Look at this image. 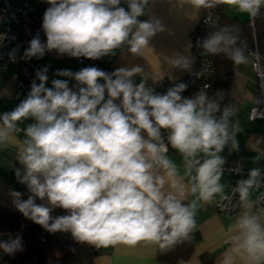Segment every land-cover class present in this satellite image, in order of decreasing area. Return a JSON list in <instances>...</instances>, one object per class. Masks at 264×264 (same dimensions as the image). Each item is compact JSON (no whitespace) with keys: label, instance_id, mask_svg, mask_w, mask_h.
<instances>
[{"label":"clouds","instance_id":"obj_1","mask_svg":"<svg viewBox=\"0 0 264 264\" xmlns=\"http://www.w3.org/2000/svg\"><path fill=\"white\" fill-rule=\"evenodd\" d=\"M226 2L253 16L264 5V0ZM47 3L50 7L42 24L46 43L39 36L33 38L26 58L56 50L70 57L100 59L125 44L131 53L138 54L150 37L163 30L158 20H138L148 0H126L127 9L120 6L121 0ZM195 3L207 5V0ZM234 44L235 37L217 32L203 41V48L215 54L229 51ZM230 58L237 65L247 60L239 48L231 49ZM172 63L179 66L182 58ZM139 72V67L119 68L111 74L96 67L58 70V76L77 82L78 91H72L68 80L54 79L53 87H46L45 67L37 72L40 83L33 82L27 98L0 117L4 125L0 141L7 137L5 129L16 127L15 122L28 117L36 121L26 129V147L20 156L26 168L20 182L26 183L33 195L19 201L21 194L11 192L26 217L50 232L70 231L77 241L98 248L150 242L167 249L188 237L195 226V205H184L180 198L163 191L167 182L182 197L184 186L165 155L169 149L160 142V130L169 131L168 142L183 155L189 171L195 167L191 191H198L199 198L208 201L221 191L224 161L217 154L230 139V110L225 109L217 119L213 113L218 106L206 104L203 93L182 97L183 83L156 94L143 82L134 84L131 78ZM199 153L206 156L202 163L196 159ZM154 166L164 169L165 174L155 175ZM258 174L253 170L247 181L240 182L241 199L247 197ZM35 198L43 203L37 204ZM55 208L68 214L53 218ZM237 227L236 250L243 249L249 261L264 260V227L257 218L245 214ZM18 248L19 238L0 241V249L6 253Z\"/></svg>","mask_w":264,"mask_h":264},{"label":"crops","instance_id":"obj_2","mask_svg":"<svg viewBox=\"0 0 264 264\" xmlns=\"http://www.w3.org/2000/svg\"><path fill=\"white\" fill-rule=\"evenodd\" d=\"M15 5L27 3L36 11L41 7L44 0H10ZM122 7L127 9L126 0H121ZM260 8L264 9V5ZM202 12V7L195 3V0H148L144 8V14L138 17L139 21L158 20L162 31L156 32L149 38L148 44L138 54L130 52V46L125 44L112 53L101 57L99 62L112 68L131 69L139 67L140 72L132 77L135 84L143 82L148 86L162 77L170 80H179L183 74L194 64V55L191 50V32L197 24ZM224 14L239 20H247L248 13L241 12L237 6L224 2ZM46 43V38L41 41ZM247 58L246 63L235 64L232 81L229 90L227 109L228 133L230 139L227 144L244 152V165L249 169L261 167V155L264 153V119L248 118L249 110L253 105L254 93L256 92V80L252 69L251 57L247 51H243ZM41 63V70L47 68L46 87H53L54 79L68 80V85L76 82L71 77L58 76V70H81L83 65L70 62L66 55L59 54L56 50L45 51L42 57H35ZM182 63L177 66L173 60L181 59ZM19 68L12 65L10 70L4 73L0 83V114L10 113L20 104L12 99L14 79L11 74L17 73ZM77 83V82H76ZM103 83V81H101ZM107 98V94H106ZM116 103H120L119 100ZM218 119V118H217ZM25 128L36 123L34 118H23L15 122ZM0 129H4L3 120L0 119ZM7 137L0 141V207L9 211H18L14 201L17 198L11 192H19V201L27 200L28 192L26 183H21L26 168L20 162V156L26 147L27 136L22 132L6 130ZM141 135L149 139L146 132ZM172 161L177 169L176 179L184 186L183 196L165 183L163 191L165 194H173L181 199L185 205H195L194 220L195 226L192 230L199 235L198 241L194 244L190 257L179 264H264L249 261L243 249L237 251V241L240 229L237 223L245 214L257 218L258 223L264 227V214L259 213L254 207V201L258 195V188L252 185L248 189L247 197L240 204L234 216L217 212L214 202L220 194L227 190L226 175L221 173L219 184L221 191L204 201L199 198V192L193 193L192 186L195 184L193 177L195 169L189 171L188 165L184 163L174 149H169L165 154ZM204 159L206 156L199 153ZM154 174L163 176L165 170L154 166ZM19 172V176L17 175ZM11 241L9 233L0 235V241ZM95 246V245H94ZM98 248V247H97ZM157 244L140 242L135 246L117 244L109 247H99L98 254L92 258L90 264H167L158 260L156 256Z\"/></svg>","mask_w":264,"mask_h":264},{"label":"built area","instance_id":"obj_3","mask_svg":"<svg viewBox=\"0 0 264 264\" xmlns=\"http://www.w3.org/2000/svg\"><path fill=\"white\" fill-rule=\"evenodd\" d=\"M48 7L50 5L47 3V0H44L41 7L36 11L27 3L15 5L10 0H0V83L4 78V73L10 70L12 65L19 68L17 73L13 72L11 74L14 79L12 99L17 103H21L27 98L31 92L33 82L36 84L40 83L37 72L41 71V63L35 57L26 58L25 52L30 47V41L33 38L39 36L41 41L46 38L42 24L44 13ZM253 17V15L248 13L251 26L253 25ZM217 26V14L210 10L202 9L199 20L191 32V50L194 55V64L179 80H170L162 77L145 87L152 89L156 94H165L169 89L183 83L186 85V88L181 93L182 97L195 98L201 93L205 94L209 87L208 80L214 73V66L212 53L207 52L203 48V41L215 33ZM253 39V44L246 50L251 57L252 69L257 85L253 105L249 110L248 118L250 120L255 118L264 119V55L258 49L254 37ZM65 55L70 62L81 64L84 68L96 67L109 74L115 71L103 65L98 59L77 58ZM68 86L72 91H78L76 82ZM3 115L0 114V117H3ZM26 129L22 125L16 124L13 130L26 135ZM160 131V142L164 143L168 149H173L168 142L169 131L165 129H161ZM175 152L186 163L183 155L177 150ZM217 155L224 161L220 167V172L226 175L228 188L214 202V207L217 212L234 216L240 204L244 201V199H241V194L238 190L240 182L247 181L250 178L251 172L255 169H249L244 165V152L242 150L234 148L227 143ZM196 159L201 163L204 160L199 154ZM260 162L261 167L256 169L259 174L253 184L258 188L254 207L259 213L264 214V153L261 155ZM45 234V230H40L37 234L38 239L44 241ZM0 264H11L10 260L5 256L3 249H0Z\"/></svg>","mask_w":264,"mask_h":264},{"label":"trees","instance_id":"obj_4","mask_svg":"<svg viewBox=\"0 0 264 264\" xmlns=\"http://www.w3.org/2000/svg\"><path fill=\"white\" fill-rule=\"evenodd\" d=\"M224 2L225 0H207V5H200L202 9L217 14L218 26L215 33L223 32L235 37V44L229 46V51L212 53L214 73L208 80L209 87L204 95L206 104L213 102L218 106V110L213 113L218 119L228 105L235 65L230 58L231 49L239 48L246 51L253 44L254 37L258 49L264 55V9L260 8L254 15L251 26L249 18L239 20L236 17H227L223 12ZM26 189L28 199L33 194L29 191L27 184ZM35 202L43 203L39 198H35ZM67 214L66 210L61 208H55L51 213L53 218ZM42 229L46 231L44 241H40L37 237ZM3 233H9L11 240L17 238L20 240V248L11 254L4 252L11 264H90L92 258L98 254L96 246L77 241L70 231L50 232L19 210L9 211L0 207V235ZM198 239V233L191 229L187 238L167 249H161L157 244L156 256L158 260L167 264L182 263L190 257Z\"/></svg>","mask_w":264,"mask_h":264}]
</instances>
